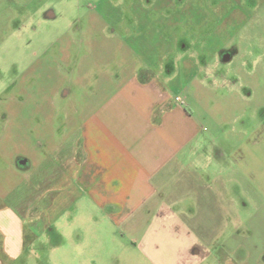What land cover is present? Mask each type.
<instances>
[{"label": "rangeland", "instance_id": "1", "mask_svg": "<svg viewBox=\"0 0 264 264\" xmlns=\"http://www.w3.org/2000/svg\"><path fill=\"white\" fill-rule=\"evenodd\" d=\"M150 63L175 68L170 84L238 178L224 243L264 257V0H0V170L42 159L97 109L109 74L125 82ZM83 213L80 238L108 255L94 264H136L124 226Z\"/></svg>", "mask_w": 264, "mask_h": 264}, {"label": "crops", "instance_id": "2", "mask_svg": "<svg viewBox=\"0 0 264 264\" xmlns=\"http://www.w3.org/2000/svg\"><path fill=\"white\" fill-rule=\"evenodd\" d=\"M164 69L150 63L125 82L109 74L112 86L82 114L78 134L0 170V264H48L52 253L58 264L105 262L106 251L80 238L81 212L124 226L136 264H264L234 234L224 243L239 205L228 183L238 178L227 180L224 150L212 149L207 127L178 102L185 89L170 84L175 68Z\"/></svg>", "mask_w": 264, "mask_h": 264}, {"label": "built area", "instance_id": "3", "mask_svg": "<svg viewBox=\"0 0 264 264\" xmlns=\"http://www.w3.org/2000/svg\"><path fill=\"white\" fill-rule=\"evenodd\" d=\"M177 100H178V102L184 104V101L181 98H178Z\"/></svg>", "mask_w": 264, "mask_h": 264}]
</instances>
